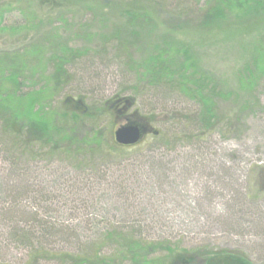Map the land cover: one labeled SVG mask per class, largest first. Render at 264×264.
Returning <instances> with one entry per match:
<instances>
[{
  "label": "rangeland",
  "instance_id": "rangeland-1",
  "mask_svg": "<svg viewBox=\"0 0 264 264\" xmlns=\"http://www.w3.org/2000/svg\"><path fill=\"white\" fill-rule=\"evenodd\" d=\"M163 1L170 10L195 3L0 0V52L45 49L58 38L85 51L68 66L69 79L51 103L61 113L71 98L87 110L74 122L77 137L90 129L106 136L84 153L40 146L36 155L19 154L0 142V264H58L60 251L132 264L122 259L130 240L176 247L180 255L193 254L194 264L206 258L196 252L202 250L220 264L234 262L214 257L219 251L264 264V80L251 94L238 91V74L264 43V31L171 30L172 43L183 42L198 71L229 92L216 100V126L201 128L195 101L134 72L160 31H170L158 25L143 42L135 14L153 15ZM166 13L159 11L162 18ZM33 68L30 81L39 86L51 68ZM126 116L143 119L151 131L118 148L113 132L130 122Z\"/></svg>",
  "mask_w": 264,
  "mask_h": 264
},
{
  "label": "trees",
  "instance_id": "trees-1",
  "mask_svg": "<svg viewBox=\"0 0 264 264\" xmlns=\"http://www.w3.org/2000/svg\"><path fill=\"white\" fill-rule=\"evenodd\" d=\"M168 6L169 4L166 5L163 1L158 3L157 7L154 6L156 9L153 15L142 9L135 14L138 19L140 18L137 34L143 42L151 32L159 30L158 25L165 26L170 31H160V36L155 37L150 45L152 54H148L142 61L135 62L134 72L138 79L144 80L147 84L157 86L165 84L166 87L170 86L171 89L178 90L185 97L195 101L198 105L195 113L196 122L201 128L212 129L217 124L216 100H223V96L228 95L229 92L222 93L198 71L188 49L183 48V42L178 40L181 45L172 43L174 38L171 30H195L210 34L216 31L225 33L226 30L235 28H249L259 33L264 31V0H195V3L186 2L184 6L181 5L182 8L170 10ZM162 8L171 14L166 13L168 17L162 18L159 14ZM196 14V19L188 17ZM130 33H135V29ZM260 36L264 35L262 36L260 32ZM49 41V46L45 49L33 46V49L24 53L0 52V142L19 154L36 155L38 152L36 149L38 150L40 146H46L52 152L61 150L65 153L71 150L84 153L97 149L102 139H106L104 132L90 129L80 137L75 134L74 122L86 116L87 110L77 107L78 102H72L71 98L65 100L61 113L54 112L51 103L58 90L62 89L69 79L68 66L82 57L85 51L71 47L59 38ZM259 46L258 49L256 47V53H253L255 55L251 56L238 74V91L247 95L251 94L258 80H264V43ZM172 48L176 51H172ZM32 51V54H28ZM35 66L41 69L46 66L51 68L49 74L42 78V84L39 86L30 81L35 75L36 71L33 68ZM253 103L255 102L252 99L244 102L241 110L247 109L249 104ZM108 107L112 108V106ZM70 120L72 123L69 122ZM116 146L130 147L117 144ZM28 148H31L29 152ZM125 247L122 259L132 264H194L193 254L180 255L177 248L170 245L146 244L130 240L126 241ZM156 252L162 253L163 256L150 257ZM196 252L206 257L201 264H220L206 260L208 255H205L204 250ZM218 255L230 257L234 264H249L242 256L231 251H219L213 254L214 257ZM55 258L59 261L58 264H114L110 260L111 257L101 256L99 253L80 256L73 252L60 251L55 254Z\"/></svg>",
  "mask_w": 264,
  "mask_h": 264
},
{
  "label": "water",
  "instance_id": "water-1",
  "mask_svg": "<svg viewBox=\"0 0 264 264\" xmlns=\"http://www.w3.org/2000/svg\"><path fill=\"white\" fill-rule=\"evenodd\" d=\"M146 131H151L149 124L143 119L121 125L113 132V139L119 145H133L141 140Z\"/></svg>",
  "mask_w": 264,
  "mask_h": 264
},
{
  "label": "flooded vegetation",
  "instance_id": "flooded-vegetation-1",
  "mask_svg": "<svg viewBox=\"0 0 264 264\" xmlns=\"http://www.w3.org/2000/svg\"><path fill=\"white\" fill-rule=\"evenodd\" d=\"M116 105V104H115ZM120 112V111H119ZM126 118H128V119H130V120H133L132 118H131V116H126ZM146 135V134H145Z\"/></svg>",
  "mask_w": 264,
  "mask_h": 264
}]
</instances>
